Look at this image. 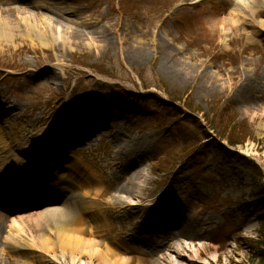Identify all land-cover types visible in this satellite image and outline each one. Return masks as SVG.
<instances>
[{"label":"rangeland","instance_id":"rangeland-1","mask_svg":"<svg viewBox=\"0 0 264 264\" xmlns=\"http://www.w3.org/2000/svg\"><path fill=\"white\" fill-rule=\"evenodd\" d=\"M26 1H1L0 12L11 21L37 13L31 19L47 41L0 42V98L20 104L34 152L51 147L49 124L84 114L83 126L63 135L68 147L53 142L82 158L81 179L87 165L106 177L100 199L111 225L98 238L112 247L121 235L123 246L114 245L128 264H262V223L246 201L256 183L264 190V11L213 13L178 0ZM8 113L0 107V118ZM97 122L102 133H90ZM132 140L139 148L126 158ZM129 159L140 171L135 182L124 170ZM117 184L135 195L116 193ZM114 195L140 212L112 207ZM176 226L184 237L168 247L156 227ZM65 255L48 253L47 264H64ZM0 264H21L1 240Z\"/></svg>","mask_w":264,"mask_h":264},{"label":"bare ground","instance_id":"bare-ground-1","mask_svg":"<svg viewBox=\"0 0 264 264\" xmlns=\"http://www.w3.org/2000/svg\"><path fill=\"white\" fill-rule=\"evenodd\" d=\"M4 1V0H1ZM0 1V2H1ZM10 1V0H8ZM15 4L26 3V0H11ZM45 0H36V2H44ZM189 1L190 7L197 8L206 12H234L244 16L246 13H254L264 11V0H178ZM182 3V2H180ZM179 4V3H178ZM42 6V5H40ZM39 8V7H38ZM43 9V7H42ZM47 9V8H46ZM21 13V12H20ZM32 15H20L12 21L8 19L6 14L0 12V42L12 41L17 36H26L31 40L39 38L41 44H45L46 38L44 33H48L46 29L41 30L37 27V13L32 12ZM20 17V19H19ZM31 19V20H30ZM44 19V18H42ZM264 27V23L262 22ZM223 32H225L223 30ZM59 36H62L61 33ZM19 103H13L8 99L0 98V107L5 108L9 113L5 118H0V197H5L10 194L8 191L11 185H14L15 191L28 187L34 190L31 194H39L38 191L43 189L49 195L52 193L48 201L53 208L47 207L40 211L28 210L23 214L7 215L3 221L0 215V240L2 249L10 256L20 260L21 264L39 262L47 264L49 258L48 253L59 252L69 257L68 260L62 259L64 264H74L76 258L88 257L86 264H128L125 257L119 255L118 247L122 245L120 240L121 235H113L114 242L112 247L107 245L104 240L98 238L99 230H108L111 225V212L100 199L102 193V183L106 179L102 175V171L98 172L90 165H87V177L82 178L83 169L81 160L77 155L68 153L65 157H58L55 161L46 163L44 168L45 181L36 176L34 169L21 172L20 165L25 160L19 156L22 150L15 142L23 141L28 144L27 151L29 152L34 147L30 143L32 140L33 129L26 122L17 119L16 109L19 108ZM254 117L257 116L255 111H247ZM251 112V113H250ZM59 122H52L48 126L46 141H55L54 137H63L68 129H78L83 126L82 119L84 114L77 112L76 114H68ZM72 115V116H70ZM103 127L97 122L90 133H102ZM65 138V137H63ZM138 141L132 140L129 143V148L125 154L132 156L138 150ZM130 181L135 182L139 176V168L133 164V159L128 160L125 169ZM22 175V179L18 180V175ZM114 182V179L111 180ZM131 183V182H130ZM129 183V184H130ZM44 184L43 186H41ZM5 188V189H4ZM38 190V191H37ZM116 193H124L126 197L134 196L135 192L130 186L121 187L119 184L115 186ZM6 192V194H5ZM16 196H20L19 193ZM6 198H11L7 195ZM115 200L112 202V207L117 205L127 209L130 214H138L140 211L137 206L125 204L119 200L118 195H114ZM61 199H63L61 201ZM5 224V225H4ZM7 232H1L4 228ZM26 229V235L23 236ZM159 232L165 231L166 245L170 246L171 240H180L185 234L181 227H175V230L169 231L163 227H156ZM154 241L149 249L152 252L157 251ZM126 248V247H125ZM125 250V249H124ZM195 256L199 253V248L193 249ZM216 252L210 253L208 259L216 258ZM126 259V260H125Z\"/></svg>","mask_w":264,"mask_h":264},{"label":"trees","instance_id":"trees-1","mask_svg":"<svg viewBox=\"0 0 264 264\" xmlns=\"http://www.w3.org/2000/svg\"><path fill=\"white\" fill-rule=\"evenodd\" d=\"M174 100H179L174 98ZM236 139L233 140H228L227 142L234 146L238 145L239 142L235 141ZM252 165L256 169V173L260 175V168L257 167V165L252 161ZM258 168V169H257ZM260 169V170H259ZM252 199L250 201H246L247 204L251 205L254 207V209L257 211L256 215L258 218L261 220L262 223V231L264 232V190H263V185H259L258 183L255 184L253 192H252ZM262 264H264V240H263V245L261 246V249H258V256H257Z\"/></svg>","mask_w":264,"mask_h":264}]
</instances>
